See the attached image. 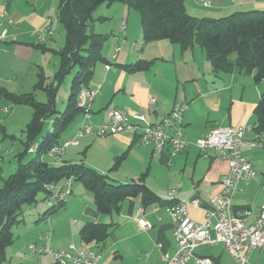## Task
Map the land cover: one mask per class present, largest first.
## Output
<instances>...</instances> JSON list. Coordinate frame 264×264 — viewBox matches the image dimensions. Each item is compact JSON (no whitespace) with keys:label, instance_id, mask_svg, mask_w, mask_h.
Listing matches in <instances>:
<instances>
[{"label":"crops","instance_id":"1","mask_svg":"<svg viewBox=\"0 0 264 264\" xmlns=\"http://www.w3.org/2000/svg\"><path fill=\"white\" fill-rule=\"evenodd\" d=\"M59 1L0 0V26H7L9 31L7 37L0 41V90L3 92L0 94V107H10L8 112L0 110L2 135L13 122L25 128L33 115L30 105H12L8 95L33 92L36 100L40 96L38 101H47L45 91L35 89L34 85L39 71L49 83L60 65L59 50L64 43L57 48L55 46L62 30L58 20ZM184 4L189 14L198 17L217 18L239 10L264 9V0H213V5L208 8L202 7L197 0H184ZM111 13L112 18L103 17L105 30L100 32L107 36L102 48L107 62H98L93 67L89 82V85H99L91 105L90 121L103 123L107 121L110 109L121 108L129 114L140 112L147 122L158 123L171 110L173 103L181 100L188 104L183 113L182 127V139L188 144L172 155L169 145L156 153L152 145L141 144L136 133L89 134L80 137L77 145L66 149L64 159L71 163L82 162L106 174L114 183H137L142 178L145 185L164 200L198 199L201 206L188 205L187 212L200 225L205 218L203 208L208 207L211 197L221 189V178L228 171V162L218 158L215 149L201 151L193 143L207 131L221 126H248L245 137L254 139L258 132L254 107L264 91V82H255L250 73L237 68L231 72L215 73L212 63L197 46L184 51L166 39L143 44L139 14L123 3H118ZM121 22H125L126 27L119 33L117 28ZM46 27L52 33L38 41L37 33ZM49 54H53L52 68L47 75L45 63L49 61ZM137 60L151 63L147 68L135 71L123 67ZM107 63L110 64L108 69ZM68 73L74 76L75 69ZM41 91L45 98L38 94ZM150 97H155L156 101L151 103ZM82 121V115L77 114L61 134L60 142L73 138ZM7 136L12 137L13 134L7 133ZM1 147L0 144V152ZM240 151L251 162L256 175L239 183L231 197V211L239 214L249 211L246 224H250L255 221L262 202L264 149L246 144ZM118 157L119 163L113 167ZM171 188L174 190L168 197ZM138 198L123 200L119 210L111 214L99 213L93 193L80 181H73L72 193L65 206L68 208L66 214L72 213L77 219L73 218L72 225H67L66 218L55 219L54 213L45 216L46 209L42 214L38 212L34 221L23 225H19L20 222L13 232L14 241L6 247L7 264L56 263L50 253L37 254L28 248L29 244L54 251L68 250L73 244L74 254L89 246L100 253L101 264H163L162 254L173 255L176 251L175 223L163 203L143 207ZM139 219L147 221L149 227L142 228ZM87 222L109 224V235L99 243H84L79 230ZM208 235L214 239L212 228ZM28 249L33 255L27 254ZM194 250L198 256L209 257L212 264H239L220 242L201 243ZM246 261V264H264V249L253 248ZM187 264L197 263L190 260Z\"/></svg>","mask_w":264,"mask_h":264},{"label":"trees","instance_id":"2","mask_svg":"<svg viewBox=\"0 0 264 264\" xmlns=\"http://www.w3.org/2000/svg\"><path fill=\"white\" fill-rule=\"evenodd\" d=\"M123 3L140 16L143 44L152 40L166 39L177 44L181 50L200 47L212 63L215 73L231 72L235 68L253 76L255 82H264V9L234 11L221 17H198L186 11L184 0H60L58 20L65 29V43L59 50L60 65L53 80L46 83L38 73L35 89L44 90L46 102L35 99L34 93L8 95L14 104H28L33 109L31 120L23 134V149L18 152L16 170L9 176L0 177V264H7L6 247L14 239L13 227L22 220L18 217L24 204L36 201L39 191L45 192L44 184L59 182L71 176L93 193L96 210L111 214L118 211L125 199L139 197L141 206L152 203H173L152 192L142 181L114 183L106 174L86 166L84 163L65 161L53 165L41 159L51 146L60 142L68 124L81 114L77 96L81 88L88 87L98 62H107L102 55L106 35L94 33L91 28L93 12L102 4ZM151 61L137 60L123 66L128 71L147 68ZM71 69L75 74L70 82L66 106L62 111L55 108L57 90ZM3 93L0 90V94ZM257 118L256 130L264 131V91L254 107ZM49 122L46 133L43 127ZM37 144L33 157L24 161L31 144ZM115 160L113 167L119 163ZM61 203L47 207L51 214L65 206ZM109 224L87 222L79 230L84 243H99L109 235Z\"/></svg>","mask_w":264,"mask_h":264},{"label":"built area","instance_id":"3","mask_svg":"<svg viewBox=\"0 0 264 264\" xmlns=\"http://www.w3.org/2000/svg\"><path fill=\"white\" fill-rule=\"evenodd\" d=\"M237 1V0H231ZM205 8L213 5V0H197ZM125 22H121L118 29L122 33L125 29ZM7 26H0V41L8 35ZM52 33L49 27L37 33L38 41H43ZM119 47L117 48V50ZM115 57V55L113 56ZM110 64H106L108 69ZM99 85L92 84L83 87L77 96V105L81 108L83 121L75 136L65 139L50 147L41 155V159H46L53 165L65 163V150L70 146L77 145L79 138L89 134L105 136L115 133H136L138 141L143 145H152L156 153H159L165 145H169L172 155L178 153L186 147L187 141L182 139L183 113L188 108L185 101L176 100L171 110L164 114L158 123H149L144 114L140 112L127 113L121 108H112L107 113V121L95 124L90 121L91 105L98 93ZM151 103L156 101L155 97H150ZM9 106L0 107V110L8 112ZM248 126H221L207 131L203 137L193 144L201 151L215 149L218 158L228 162V171L222 175L221 189L211 197L208 207L203 208L205 218L198 225L188 215L187 207L192 205L200 207L198 199L190 201H175L165 205L168 216L175 223L174 239L175 252L173 255L163 253L161 260L163 264H187L194 260L197 264H212L209 257H201L195 254L196 247L205 242H220L239 264H246L249 252L253 248L264 249V182L261 184L262 202L259 206L258 215L253 223L246 224L249 211L241 214L231 211V197L237 189L239 183L247 182L255 178L256 172L251 162L241 155L240 148L246 144L259 146L264 149V131L257 132L254 139L247 140L245 131ZM37 144H31L30 152H34ZM28 151V152H29ZM71 176L64 177L59 182H49L44 184V203L48 207H54L67 201L72 193ZM174 188L168 190L170 197ZM142 228L149 227V223L143 219L138 220ZM212 228L215 233L214 239L208 235V230ZM49 236L48 233H46ZM28 248L37 253H50L58 264H101L99 262L100 253L89 246L78 250L76 254L75 246L70 244L68 250H52L49 247L38 248L35 244H29Z\"/></svg>","mask_w":264,"mask_h":264},{"label":"rangeland","instance_id":"4","mask_svg":"<svg viewBox=\"0 0 264 264\" xmlns=\"http://www.w3.org/2000/svg\"><path fill=\"white\" fill-rule=\"evenodd\" d=\"M118 3L119 2L116 1V3H112L110 5L102 4L96 8V10L92 14L93 20H92L91 27H90L91 28L90 30H92V32L100 33L101 31L105 30V28L103 27V21H104L103 17H106L108 19L112 18L111 17L112 13L110 14V12L114 10V7L118 5ZM132 11L138 14L136 10L132 9ZM59 25H60L59 26L60 29L62 30H60V32L58 31L60 35L58 34V37L56 39V42H57V44L55 45L56 48L59 46H62V44L65 43V29L60 23ZM55 33H57V31ZM49 56H50L49 61L45 63V71L47 75H48L49 70H51L50 68H52L51 57L53 56V54H49ZM72 76H73V73L65 74L64 78L62 79L63 83L60 84V87L58 89L57 97H56V107L59 110H63L65 108ZM38 94L42 95V97L45 98L44 92L41 91V92H38ZM39 97L40 96H38L37 98L38 100H39ZM48 123L49 122L45 123L41 136L46 133ZM23 128H24V125L19 126V124H17L16 122L15 123L13 122V124L9 125L8 129L5 131V135H2V133L0 132V144L2 145L1 147L2 152H0V175L3 178L9 176L11 173H13L16 170L17 158L14 156L17 152L23 149V141H24V136L22 133ZM7 133H11L13 134V136L9 137L7 136ZM33 155L34 154L29 151L24 156L23 160L26 161L29 158L33 157ZM44 198H45V192L39 191L36 196L35 202H32L30 204H24L22 206L21 213L18 216L22 220L21 224L18 223L19 225H23L24 222L27 223L29 221H34L38 212L42 214L47 209L48 206L46 205V203H44L45 202ZM67 209H68L67 206H64L60 208L59 210H57L56 212H54V215H55L54 218L56 217L55 219H58V220H60L61 217L64 219L66 218L65 221L67 222V225H72L73 218L75 219L77 218L75 215H72V213L66 214ZM49 215L50 214H46L45 216H49ZM18 224H16L13 227L12 229L13 232L15 231V228ZM32 253L33 252H31L29 249L27 250V254L33 255ZM55 264H58V263L56 262Z\"/></svg>","mask_w":264,"mask_h":264}]
</instances>
